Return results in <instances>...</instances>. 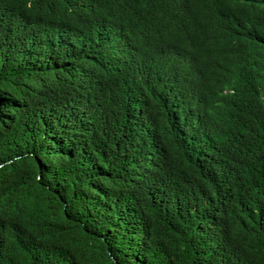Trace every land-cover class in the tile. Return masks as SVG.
I'll return each instance as SVG.
<instances>
[{
	"label": "trees",
	"instance_id": "1",
	"mask_svg": "<svg viewBox=\"0 0 264 264\" xmlns=\"http://www.w3.org/2000/svg\"><path fill=\"white\" fill-rule=\"evenodd\" d=\"M0 264H264V0H0Z\"/></svg>",
	"mask_w": 264,
	"mask_h": 264
}]
</instances>
